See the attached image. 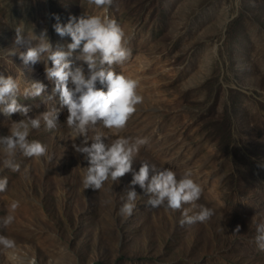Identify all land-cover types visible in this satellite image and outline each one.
<instances>
[{
	"label": "rangeland",
	"instance_id": "rangeland-1",
	"mask_svg": "<svg viewBox=\"0 0 264 264\" xmlns=\"http://www.w3.org/2000/svg\"><path fill=\"white\" fill-rule=\"evenodd\" d=\"M54 15L62 24L81 15L113 19L131 50L112 70L138 81L142 103L121 132L90 129L88 146L97 133L106 144L146 138L133 171L147 163L178 179L190 173L203 190L195 204L176 212L151 207L148 194L131 184L132 172L99 190L83 187L86 154L73 144L84 137L72 138L67 108L53 95L43 62L24 65L25 48L14 44L16 28L37 35L47 28L53 47L67 51L71 38L55 33ZM77 55L69 57L72 67L87 76ZM0 75L17 81L29 117L60 109L55 129L42 121L28 137L44 144L51 159L17 153L20 170L12 171L0 147V178L9 181L0 192V235L16 242L14 249L0 247V264H264L255 243L264 224V0H113L106 8L86 0H0ZM35 81L47 85L44 96L25 99ZM23 118L0 113V136ZM130 190L138 197L126 217L120 208ZM201 206L213 210L210 219L181 226L183 211L192 216ZM9 214L14 221L5 227Z\"/></svg>",
	"mask_w": 264,
	"mask_h": 264
},
{
	"label": "clouds",
	"instance_id": "clouds-1",
	"mask_svg": "<svg viewBox=\"0 0 264 264\" xmlns=\"http://www.w3.org/2000/svg\"><path fill=\"white\" fill-rule=\"evenodd\" d=\"M86 2L88 6L97 8H106L113 4V0ZM54 18L56 23L52 27L55 33L60 37L71 38V43L67 44V51L62 50L60 45L53 47L47 28H43L39 35L34 29L26 33L24 29L16 28L14 44L25 48L19 52V58L24 65L43 62L46 79L54 85L53 95L59 93L61 107L67 108L66 126L71 130L72 138L84 137L82 145L73 144L77 152L86 154L88 166L82 178L83 187L99 190L105 182L111 180L117 183L132 172L131 184L139 185L148 194V205L151 207L164 206L176 212L182 211L186 204H195L201 198L203 190L191 178L190 173L178 179L173 170L168 168L160 170L147 163H142L138 171H133V159L141 146L147 143L146 138L132 141L130 138L119 136L110 144H106L104 139L107 137L97 133L88 146L90 129L101 125L119 133L136 112V106L142 103L143 98L136 91L138 81L112 70L113 65H123L130 58L131 50L125 46L124 30L113 19L81 15L71 16L66 24H62L58 15H54ZM76 52H78L76 59L87 65V76L83 67L78 66L75 69L72 67L69 57ZM14 54L16 53L13 52ZM70 83L72 87L69 86ZM97 83L106 85V91L97 88ZM19 88V84L12 76L0 75V113L6 117L20 113L24 117L19 121H11L7 125L8 135L0 136V147L7 157L3 164L17 172L20 170V165L15 162L17 153L28 158L39 159L47 156L51 159L44 144L37 140L29 141L28 137L31 130H38L41 127L42 121L46 130L55 129L60 114V109L52 107L35 118L29 117V107L18 101ZM46 89L47 85L43 82H31L24 89L23 95L25 99H36L44 96ZM51 98L50 96L49 99ZM8 184L7 177L0 178V192H5ZM137 197L135 190L127 191L126 200L120 208L122 216L130 217L133 214ZM17 207L18 202L11 204L13 210ZM213 214L212 209L203 206L192 216L183 211L180 224L183 226L196 222L204 223ZM13 221L14 216L9 214L4 218L3 224L7 227ZM239 231L240 226L237 225L235 232ZM256 231L255 243L264 250V224H258ZM0 247L14 249L16 242L0 235ZM31 264H36V261L33 260Z\"/></svg>",
	"mask_w": 264,
	"mask_h": 264
},
{
	"label": "bare ground",
	"instance_id": "bare-ground-1",
	"mask_svg": "<svg viewBox=\"0 0 264 264\" xmlns=\"http://www.w3.org/2000/svg\"><path fill=\"white\" fill-rule=\"evenodd\" d=\"M143 62H144V61H143ZM143 62H142V63H143ZM143 65H144V64H143ZM145 65H147V64H145ZM145 65H144V66H145ZM141 69H142V68H141ZM24 80H25V79H24ZM24 80H23V81H24ZM26 81H27V80H26ZM24 84H25V83H24ZM24 84H23V85H24ZM26 84H27V83H26ZM27 85H28V84H27Z\"/></svg>",
	"mask_w": 264,
	"mask_h": 264
}]
</instances>
